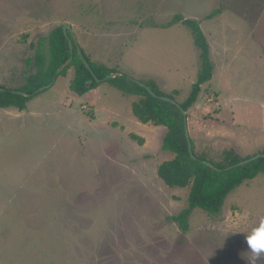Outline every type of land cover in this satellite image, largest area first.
Wrapping results in <instances>:
<instances>
[{
    "label": "rangeland",
    "instance_id": "1",
    "mask_svg": "<svg viewBox=\"0 0 264 264\" xmlns=\"http://www.w3.org/2000/svg\"><path fill=\"white\" fill-rule=\"evenodd\" d=\"M251 1L263 17L264 0H0V88H22L30 43L55 26L70 25L91 62L138 79L121 68L126 48L144 38H135L134 28L178 12L203 17L228 2L242 12ZM226 12L193 18L210 41L217 72L200 85L186 122L194 151L212 161L224 149L245 158L264 148V50L247 41L245 19ZM185 28L179 46L154 49V57L161 61L171 49L197 74V50ZM262 32L253 33L258 41ZM196 74L177 93L165 92L183 101ZM73 75L69 66L22 109L0 107V264H248L245 236L264 217V175L229 192L215 215L194 208L181 232L168 216L186 206L189 186L169 187L156 172L173 156L160 149L166 127L119 131L122 114L106 111L108 99L98 98L107 82L78 94L69 87ZM113 99L118 108L126 103ZM248 197L256 212L243 209Z\"/></svg>",
    "mask_w": 264,
    "mask_h": 264
},
{
    "label": "trees",
    "instance_id": "2",
    "mask_svg": "<svg viewBox=\"0 0 264 264\" xmlns=\"http://www.w3.org/2000/svg\"><path fill=\"white\" fill-rule=\"evenodd\" d=\"M217 11L218 8L212 10L206 16L211 17ZM176 22H181L189 29L194 46L198 50L199 58V70L196 79L190 85L187 97L178 102L185 111V117H187V110L196 101L200 85L211 78L213 63L209 58L206 37L200 29L198 21L176 13L170 20L160 26H170ZM30 46L33 48V55L25 59V64L29 67V73H25L24 84L20 89L27 92L28 95L23 96L4 89L0 91V107L15 106L22 109L27 99L37 93L34 92L37 88L51 82L55 70L69 56L68 40L63 33L62 25L55 26L44 36H39L35 42L30 43ZM82 54L98 79L117 71L115 68H107L91 62L83 52ZM69 66H73L74 69L69 87L78 94L86 92L100 81L92 78L74 46L71 60L59 74H64ZM30 67L33 71H30ZM139 80L143 83L142 85L136 83L131 77L122 74L104 81L124 94L137 96V99L131 103V111L140 122L166 127L160 149L172 152L173 156L161 161L156 168V172L169 187L189 186L186 206L178 213L168 216L176 223L181 232H186L189 227V215L194 208H199L209 215H215L220 211L227 194L235 187L243 181L252 179L258 173L264 175V157L240 166L224 169L242 158L232 149H224L221 159L212 161L207 158L205 153L195 152L193 141L190 139L194 155L192 157L188 152L187 140L184 135L183 115L174 104L161 98V96H167L174 99L173 95L161 90L152 79ZM87 82L88 85H86ZM145 86L149 87L156 95H152ZM259 152L264 153V148ZM202 160L210 162L219 169L209 167Z\"/></svg>",
    "mask_w": 264,
    "mask_h": 264
},
{
    "label": "crops",
    "instance_id": "3",
    "mask_svg": "<svg viewBox=\"0 0 264 264\" xmlns=\"http://www.w3.org/2000/svg\"><path fill=\"white\" fill-rule=\"evenodd\" d=\"M247 2H248V0H247ZM255 2H257V1H254V2L251 1L250 4H252V5L250 6V4H249L248 6H246L245 9L242 8V12L236 11L237 8L229 5L228 4L229 2H228L227 4L225 3L226 5H228V6H226V8L218 9L217 13L214 15H219V16L225 15V16H227L228 12L225 13L226 9H230L233 12H235L239 17H242L243 19H245L246 24L245 25L239 24V25H240L241 29H244L245 34H246V38H249V40H247V41L252 42L253 44L254 43L260 44L264 50V40L258 41L256 39V37L253 35V33L256 31L258 34V30L263 31L262 34L264 35V13H263V17L257 16L258 12L254 11V10H256L258 7H257V5H253ZM206 15H204L203 17H201L202 15L201 16L190 15L191 16L190 18L198 17L197 19H201V20H204V18H210V17H207ZM255 17L260 19L259 22L254 23L252 21ZM187 18H189V17L187 16ZM165 22H160V23L159 22H151V25H149L150 24L149 23L143 29L138 28L135 30V28H134L135 38L141 39V37L144 35V38H143L144 41L142 40L141 43H135V44L132 43L131 47L130 48L128 47L129 49L126 48V53L123 56L121 68H124V70L126 71L127 74L135 76L138 79H141V78L152 79L157 84V86L161 90H163L164 92H165V90H169V91H172L173 93H177L179 91V84H181L185 78H186L185 80H187L188 82H191L192 79L191 80H189V79L191 77H193V74H196L195 73L196 71H194V69H193L191 73L187 72L184 69V65H183L182 60H179V57L180 58H182V57L181 56L178 57V55H176V52H173L171 49L167 50V53H169V55H171V56H168L167 54L166 55L162 54L163 58H165V59H163L161 61H158L157 57H154L156 55V53L154 52V49L163 51V47L165 45H168V44L170 45L171 43H175L176 45L179 46L178 43H179L180 35H181V39H182V35L184 37V33L187 36V34H186L187 30L181 24L175 23V24H172L170 26H160L161 24H165ZM200 25H201V23L199 20V27H200ZM222 35H224V33H222ZM172 39H175V40H172ZM247 41H245V43H248ZM207 42H208V47H209L208 48L209 58H211V60L213 61V56L215 55V53L211 49L209 39ZM181 43H182V41H181ZM174 48H175V46H174ZM194 48L197 50V48L195 46H194ZM197 55H198V50H197L196 56ZM173 56H175V57L172 58ZM217 56H218V54H217ZM96 59H97V57H94L93 61H95ZM198 60H199V58H197V59L194 58V65L197 64ZM100 61L105 62V64H108L107 63L108 61H105L104 59L101 60V58L95 62H100ZM213 63H214V61H213ZM112 65H115V63L112 62L110 67H112ZM117 68L118 67H116V70L119 71ZM216 72H217V70H216V66L214 64L212 75L215 74ZM106 85L107 86H105L103 91L98 95L99 96L98 98H99L100 102L108 99L109 106H107V104H106L107 107H105V106L103 107L106 111H115L119 114H122V118H123L124 122L120 121L122 123L120 124V126H118L119 131L123 128H126V126L131 127L133 125H136L137 128L139 129V126H142L143 123L138 121L137 118L132 114V111H131V102L133 100H135L136 95L129 94L130 100L126 101V99L128 98V96H127L128 94L124 95V93H122L119 89H118L119 91H116L115 90L116 87L114 88L113 85H111L109 83H107ZM113 91H116L117 93L114 94ZM131 95H133V97H131ZM113 97H116L119 100V102H121L123 100L126 102L120 106L121 109L114 106V104L111 103L110 100H114ZM127 102H129V104H130V111L131 112H129V110L127 108ZM82 106L87 108L85 105H82ZM69 110L71 112L73 111V109H69ZM128 112L131 114H128ZM93 114L94 113H92V118H95L93 116ZM145 124H147V123H145ZM148 124H151V123H148ZM117 125H118V123H116L115 126H117ZM115 126H113V127H115ZM163 135H162V137H163ZM161 140H162V138H161ZM160 146H161V143H160ZM258 174H257V176H258ZM255 179L256 178L253 177L252 179H249V181H254ZM233 190L231 191L232 193L230 192L231 194L234 193ZM230 196H232V195H230ZM226 198H227V196H226ZM248 198H249L248 202H247L248 206H245L243 209L256 212L254 210V208H251L252 204H250V197H248ZM224 202H225V200H224Z\"/></svg>",
    "mask_w": 264,
    "mask_h": 264
},
{
    "label": "water",
    "instance_id": "4",
    "mask_svg": "<svg viewBox=\"0 0 264 264\" xmlns=\"http://www.w3.org/2000/svg\"><path fill=\"white\" fill-rule=\"evenodd\" d=\"M62 30H63V33L64 35L66 36L67 40H68V45H69V56L68 58L55 70L54 72V76L51 80L50 83H48L47 85H44V86H41L39 88H37L34 92H39L47 87H49L51 85V83L55 80L56 76L60 73V71L69 63V61L71 60L72 58V50H73V46L75 47L76 49V52L78 54V56L80 57L81 61L83 62L84 66L88 69V71L90 72L92 78L96 81H104L106 79H110V78H113L115 76H118V75H122L121 72H118V71H114V72H111L107 75H105L103 78L101 79H98L96 77V75L94 74V72L92 71V69L89 67V64L88 62L86 61V59L83 57V54H82V51L80 49V47L78 46L77 42H76V38L71 30V27L70 25L68 24H63L62 25ZM133 79V78H131ZM136 83L142 85L143 83L139 80V79H133ZM86 85H88V82L86 83ZM145 88L152 94V95H156L149 87L145 86ZM4 90L3 88H0V91ZM13 93H16V94H20V95H23V96H27L28 93L25 92V91H21V90H12ZM162 99L166 100V101H169L170 103L174 104L181 112V114L183 115V126H184V135H185V138L187 140V147H188V152L189 154L193 157V153H192V149H191V142H190V137H189V133H188V128H187V122H186V117H185V111L181 108V106L179 105L178 102H176L174 99L172 98H169L167 96H161ZM260 157H264V153H255L251 156H248V157H245V158H242L241 160H239L238 162L230 165V166H227L225 167L224 169H229V168H232V167H235V166H240V165H243V164H246L250 161H253L257 158H260ZM202 162L206 165H208L209 167H212L214 169H219V168H216L215 166H213V164H211L210 162L206 161V160H202Z\"/></svg>",
    "mask_w": 264,
    "mask_h": 264
},
{
    "label": "clouds",
    "instance_id": "5",
    "mask_svg": "<svg viewBox=\"0 0 264 264\" xmlns=\"http://www.w3.org/2000/svg\"><path fill=\"white\" fill-rule=\"evenodd\" d=\"M234 233V232H233ZM246 244L248 247V264H257V261L264 257V217L246 233Z\"/></svg>",
    "mask_w": 264,
    "mask_h": 264
}]
</instances>
